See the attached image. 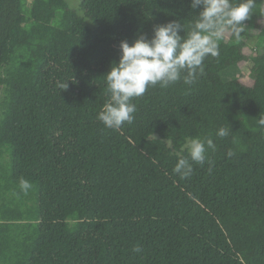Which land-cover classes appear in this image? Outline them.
Here are the masks:
<instances>
[{"label": "trees", "instance_id": "obj_1", "mask_svg": "<svg viewBox=\"0 0 264 264\" xmlns=\"http://www.w3.org/2000/svg\"><path fill=\"white\" fill-rule=\"evenodd\" d=\"M200 10L0 0V264H264V0L193 84L183 72L149 87L118 130L97 118L120 42L170 21L186 36ZM248 61L250 86L237 77ZM193 137L216 146L202 165L184 148ZM180 158L193 166L183 179Z\"/></svg>", "mask_w": 264, "mask_h": 264}, {"label": "clouds", "instance_id": "obj_2", "mask_svg": "<svg viewBox=\"0 0 264 264\" xmlns=\"http://www.w3.org/2000/svg\"><path fill=\"white\" fill-rule=\"evenodd\" d=\"M254 5L255 0H191V8L201 10L186 36L179 34L183 27L181 23L170 21L155 26L150 39L140 35L131 44L122 40L120 59L112 64L105 76L110 98L97 118L107 128L118 130L125 123H132L136 111L132 100L143 96L149 87L159 85L166 88L179 81L183 72L187 73L183 82L193 84L204 72L205 58L220 55L218 42L226 31L237 41L241 39L244 21L250 18ZM260 124L264 125V117H261ZM217 135L224 138L229 131L222 127ZM215 147L211 138L193 137L184 145L191 161L200 165L205 163L206 151H214ZM227 155L231 157L233 152L229 150ZM192 171V163L185 158H180L174 168L182 179ZM31 187L27 179H20V189L25 194ZM133 251L139 252L140 248Z\"/></svg>", "mask_w": 264, "mask_h": 264}, {"label": "rangeland", "instance_id": "obj_3", "mask_svg": "<svg viewBox=\"0 0 264 264\" xmlns=\"http://www.w3.org/2000/svg\"><path fill=\"white\" fill-rule=\"evenodd\" d=\"M83 0H66L70 8H72L75 11H79L81 8ZM256 40L255 38L251 39V41L248 43V47L246 48L245 52L246 54H254L255 55V48ZM252 62L248 61L240 66L241 73L237 75V77L240 78V81L245 85H252V80L250 78V72H251Z\"/></svg>", "mask_w": 264, "mask_h": 264}]
</instances>
